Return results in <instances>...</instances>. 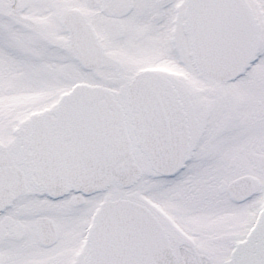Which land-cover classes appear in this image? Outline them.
Returning <instances> with one entry per match:
<instances>
[{
    "label": "snow or ice",
    "instance_id": "snow-or-ice-1",
    "mask_svg": "<svg viewBox=\"0 0 264 264\" xmlns=\"http://www.w3.org/2000/svg\"><path fill=\"white\" fill-rule=\"evenodd\" d=\"M0 264H264V0H0Z\"/></svg>",
    "mask_w": 264,
    "mask_h": 264
}]
</instances>
